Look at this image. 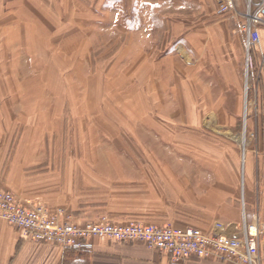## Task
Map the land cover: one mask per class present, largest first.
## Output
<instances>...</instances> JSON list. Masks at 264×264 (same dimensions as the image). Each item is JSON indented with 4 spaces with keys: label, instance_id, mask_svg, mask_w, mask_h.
I'll return each mask as SVG.
<instances>
[{
    "label": "rangeland",
    "instance_id": "obj_1",
    "mask_svg": "<svg viewBox=\"0 0 264 264\" xmlns=\"http://www.w3.org/2000/svg\"><path fill=\"white\" fill-rule=\"evenodd\" d=\"M217 3L0 0V139L14 143L19 136L27 145L31 139L44 143L51 137L56 152L177 151L195 157L196 165L183 162L184 168H216L223 153L233 154L229 144L231 149L236 146L234 139H223L209 127L213 117L222 121L225 114L207 112L210 98L198 79V67L185 65L180 98L184 111L175 113L170 96L174 66L164 56L175 51L191 28L226 17L217 14ZM243 98V112L225 115L224 120L240 123L238 136L255 144L263 114L250 75ZM130 103L151 109L145 121L159 137L138 139L125 132ZM192 106L198 112L185 111ZM114 130L122 131L124 138H114ZM238 164L241 188V157Z\"/></svg>",
    "mask_w": 264,
    "mask_h": 264
},
{
    "label": "crops",
    "instance_id": "obj_2",
    "mask_svg": "<svg viewBox=\"0 0 264 264\" xmlns=\"http://www.w3.org/2000/svg\"><path fill=\"white\" fill-rule=\"evenodd\" d=\"M259 33L255 69L250 75L263 114L261 135L255 144L251 139L245 143L238 136L242 130L240 123L232 118L224 120L230 114L239 116L246 107L245 41L234 18L226 16L218 22L191 28L176 43L175 51L164 56L174 66L170 74L174 91L170 96L175 100V113L184 111L180 100L184 96L181 72L189 66L198 67V79L210 98L207 112L226 115L222 121L213 117L209 127L223 139H234L236 146L231 149L229 144L233 154L226 157L223 153L216 168H193L194 155L177 151L56 152L55 139L51 137L44 139V143L31 139L27 145L19 136L14 143H8L5 137L0 139V191L13 192L25 201L48 204L52 209L63 206L82 223L108 215L119 223L130 220L170 223L228 236L240 235L245 222L258 224L264 264V26ZM128 108L131 114L125 130L128 135L131 131L138 139L147 135L159 137V132H153L145 121V113L151 112L149 107L130 103ZM185 111L198 112L195 106ZM124 136L122 131L114 130V138ZM42 143L44 147L40 149ZM241 144L247 145L242 156L239 155ZM240 157L244 172L241 188L237 169ZM173 161L175 167L171 165ZM183 162H191V168H184ZM217 223L223 224V228H217ZM0 264L234 263L213 257H193L174 263L165 252L152 250L140 242L98 239L92 250L62 249L27 241L18 229L0 219Z\"/></svg>",
    "mask_w": 264,
    "mask_h": 264
},
{
    "label": "built area",
    "instance_id": "obj_3",
    "mask_svg": "<svg viewBox=\"0 0 264 264\" xmlns=\"http://www.w3.org/2000/svg\"><path fill=\"white\" fill-rule=\"evenodd\" d=\"M219 16H231L245 41L247 75L254 72L255 53L264 26V0H218ZM0 219L18 229L25 240L62 249L92 250L96 240L140 242L163 251L174 263L190 258H215L234 264H262L258 224L244 223L240 235L228 236L196 227L154 224L139 220L119 223L108 215L80 222L65 208L29 202L10 191H0ZM217 228L223 224L217 223Z\"/></svg>",
    "mask_w": 264,
    "mask_h": 264
},
{
    "label": "trees",
    "instance_id": "obj_4",
    "mask_svg": "<svg viewBox=\"0 0 264 264\" xmlns=\"http://www.w3.org/2000/svg\"><path fill=\"white\" fill-rule=\"evenodd\" d=\"M111 218V217H110ZM112 219V218H111ZM113 220V219H112Z\"/></svg>",
    "mask_w": 264,
    "mask_h": 264
}]
</instances>
